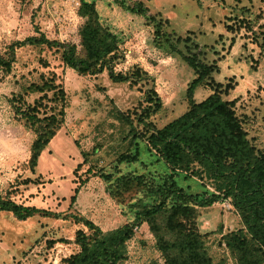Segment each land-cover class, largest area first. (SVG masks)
Segmentation results:
<instances>
[{
    "label": "rangeland",
    "instance_id": "1",
    "mask_svg": "<svg viewBox=\"0 0 264 264\" xmlns=\"http://www.w3.org/2000/svg\"><path fill=\"white\" fill-rule=\"evenodd\" d=\"M138 1L156 16L159 28L158 21L125 9ZM96 4L101 22L120 40L118 57L111 63L114 71L131 74L139 69L142 78L130 83L113 81L106 70L80 74L64 64L61 51L45 44L15 48L11 70L0 69V196L59 217L34 214L18 219L11 211L0 210V264H65L64 259L79 250L76 232L88 231L72 214L107 231L135 219L141 203H153L148 190L158 186L169 169L140 137L133 141L129 121L120 120L118 112L142 131L135 112L145 104V91L151 87L162 100L149 118L157 127L186 110V90L195 74L182 55L171 50V43L216 64L209 85L195 90L196 100L219 84L256 152L264 150V0H96ZM79 5L78 0H0V55L7 56L15 40L39 34L80 48L84 18ZM227 24H233V30ZM52 76L66 94L64 120L32 169L35 133L16 115L10 100L35 105L43 94L35 84L44 86ZM55 92L51 89L48 95L54 97ZM136 149V161L117 162L119 154ZM122 177L132 185L116 193ZM177 180L192 193L217 192L208 178L180 175ZM196 206L197 227L213 262L237 264L223 239L243 226L231 200L221 197L211 205ZM118 264H166L145 222L134 227L125 258Z\"/></svg>",
    "mask_w": 264,
    "mask_h": 264
},
{
    "label": "trees",
    "instance_id": "2",
    "mask_svg": "<svg viewBox=\"0 0 264 264\" xmlns=\"http://www.w3.org/2000/svg\"><path fill=\"white\" fill-rule=\"evenodd\" d=\"M78 1L79 15L84 18L80 28V48L75 43L49 39L44 34L29 35L11 43L7 56L0 55V69L8 73L15 59V48L34 43L61 51L64 64L80 74L95 75L106 70L115 82L130 80V83H136L140 80L142 73L139 69L131 74L114 71L111 63L118 57L120 40L117 34L101 22L96 0ZM124 7L146 16L151 22L158 21L155 15L148 13V7L141 1ZM164 21L169 23L168 18ZM160 25L158 21L157 27ZM233 27V24H227V29L233 30ZM170 45L171 50L182 55L195 74L186 90V110L162 127H157L149 118L161 108L162 100L151 87L145 91V104L139 112H135V120L143 125L142 131L137 132L128 115L118 112L120 120L129 121L133 141L137 136L145 141L147 149L169 172L158 186L148 190V195L155 198L153 203H141L135 212L136 218L120 227L104 231L91 219L72 214L88 231L79 229L76 232L75 241L79 250L66 257L65 264H118L125 258L126 243L134 236V227L143 222L153 233L166 264H217L208 254L204 235L197 227L196 205H211L221 197L231 200L243 225L223 235L225 246L237 264H264V150L256 152L233 103L222 97L219 84L214 89L210 88L206 97L196 100L195 90L202 84L209 85V79L217 69L216 64L201 60L199 52L184 53L174 43ZM43 84H35L43 92L35 105L25 100L17 102L18 98L10 100L16 115H20L35 133L29 159L32 169L37 165L46 144L56 135L65 115L66 94L61 83H57L55 76H52ZM51 89H55L56 96L48 95ZM45 99L54 101V104L49 105ZM138 153V149L134 152L128 150L119 154L117 162L136 161ZM180 175L185 179L190 176L208 178L217 192L204 195L192 193L179 183L177 178ZM139 177L138 184L141 185L144 181ZM131 185L130 179L122 177L116 193ZM76 193L71 197L72 201L76 200ZM0 210L11 211L18 219H26L34 214L59 217L58 213L19 204L2 196Z\"/></svg>",
    "mask_w": 264,
    "mask_h": 264
}]
</instances>
